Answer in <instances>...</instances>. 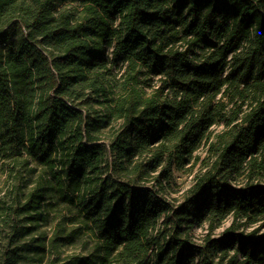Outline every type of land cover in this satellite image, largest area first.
Wrapping results in <instances>:
<instances>
[{
	"label": "trees",
	"instance_id": "trees-1",
	"mask_svg": "<svg viewBox=\"0 0 264 264\" xmlns=\"http://www.w3.org/2000/svg\"><path fill=\"white\" fill-rule=\"evenodd\" d=\"M0 168V264H264V0H0Z\"/></svg>",
	"mask_w": 264,
	"mask_h": 264
},
{
	"label": "rangeland",
	"instance_id": "rangeland-1",
	"mask_svg": "<svg viewBox=\"0 0 264 264\" xmlns=\"http://www.w3.org/2000/svg\"><path fill=\"white\" fill-rule=\"evenodd\" d=\"M7 180L9 179L7 178L6 172L2 168H0V198L4 196L5 193L11 188L10 182H12V180H10V182ZM193 180H194V174H188V173L178 174L176 178L177 183L174 186V190H171V195H169L170 196L169 198L172 200L176 199L181 201L186 191L193 184ZM230 185L232 187L240 186V184H235V183H231ZM4 212H5V204L0 201V252L6 247L9 240V235L12 232L11 223L4 221L5 218ZM54 224H55L54 220H50L48 224L46 225L44 224L43 226L39 227V229H37L34 235L22 239L21 242L19 243V246L21 247L22 250L21 252L25 254H30L27 253V248H28L27 245H35L37 242L33 240V238L38 237L41 233H44L46 237L49 239L54 231ZM225 226L227 227L228 223H226ZM223 229L224 227L217 229L214 232V236H218L223 231ZM251 229H248V231ZM260 232L264 233V228L261 229ZM207 233H208L207 225H203V226L198 225L193 229L192 237L196 243L200 244L203 242V239ZM84 240H87V238H85ZM83 248L84 246L82 240L76 243L75 245L62 248L61 255L62 257L65 258L68 255L77 252H83L84 251ZM56 256H57L56 250L52 251L51 249H48L45 259L40 264H53L52 260ZM21 264H39V263H34V260L28 258L26 260L25 259L22 260Z\"/></svg>",
	"mask_w": 264,
	"mask_h": 264
}]
</instances>
